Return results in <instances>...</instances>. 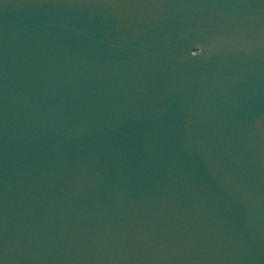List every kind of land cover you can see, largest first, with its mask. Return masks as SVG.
Returning a JSON list of instances; mask_svg holds the SVG:
<instances>
[{
	"label": "water",
	"instance_id": "95a60500",
	"mask_svg": "<svg viewBox=\"0 0 264 264\" xmlns=\"http://www.w3.org/2000/svg\"><path fill=\"white\" fill-rule=\"evenodd\" d=\"M0 264H264V0H0Z\"/></svg>",
	"mask_w": 264,
	"mask_h": 264
}]
</instances>
